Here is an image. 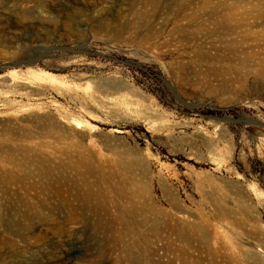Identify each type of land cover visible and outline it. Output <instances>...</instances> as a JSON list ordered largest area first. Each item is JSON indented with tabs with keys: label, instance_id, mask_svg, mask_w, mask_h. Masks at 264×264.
<instances>
[{
	"label": "rangeland",
	"instance_id": "374dc122",
	"mask_svg": "<svg viewBox=\"0 0 264 264\" xmlns=\"http://www.w3.org/2000/svg\"><path fill=\"white\" fill-rule=\"evenodd\" d=\"M29 1L0 0V264H63L70 240L66 264L98 259L90 213L15 235L3 211L26 187L60 204L50 184L67 181L80 201H114L99 178L42 163L79 157L149 187L163 264H264V0ZM195 226L218 234L208 248Z\"/></svg>",
	"mask_w": 264,
	"mask_h": 264
},
{
	"label": "bare ground",
	"instance_id": "6f19581e",
	"mask_svg": "<svg viewBox=\"0 0 264 264\" xmlns=\"http://www.w3.org/2000/svg\"><path fill=\"white\" fill-rule=\"evenodd\" d=\"M36 5L41 8V9L38 8L40 12H44V8L42 7L43 5L41 3H38ZM73 14L76 13L74 12ZM73 14L71 15V17H69V15L67 16L69 18L67 19L68 21L77 20V18L73 16ZM36 22H34V24L36 25L46 24V23L48 25H52L55 23V21L50 19H40L37 23ZM28 24L31 25V22H29ZM219 25L221 27H225L227 26V23L222 22ZM105 86L110 87L112 86V84L108 83L105 84ZM109 161L110 160H108L105 157L97 158V159L79 157V158H67V160H63L61 162L54 161L50 164L49 163L46 164L45 162H42L45 164L43 166L46 167L47 176H49V172L54 173L56 171H61V170L68 172L69 170H71L76 172L77 175H82L83 173H85L83 175H87V177L89 175L94 178L95 177L99 178L101 184L104 185L105 187V191H103V194L109 198L111 196L114 197V201L112 200L111 203L102 202L100 200V198L102 197L99 196L98 198H94V197L92 198V196L89 194L83 197L80 201L81 191L78 190V192L75 193L76 191L74 192L73 189L74 185H71L70 182L68 181L62 184L63 186H61L60 184L58 186L55 183L50 184V190L53 191L52 196L55 195L53 199L55 198L58 199L59 197L60 198L63 197L61 199L62 202L60 204H55L51 202L50 203L38 202V197L40 196L38 191L36 190L32 192V189H27V187L24 190V192H22L23 189H21L22 191H19L20 190L19 189L18 192L15 193L10 192V190H6L7 191L6 193L9 196V198L6 206H4L3 211H7L6 214L10 215L9 218L14 219L11 221L14 222L11 225L13 226L11 232L16 235L23 228L26 231L28 230V232H30V231H34L35 228L38 226L40 227L42 225H46L51 222H56L55 233L59 234L62 233L67 226L76 223L77 218L80 217L86 218V216L88 215L87 213H90L89 215L90 217H92L94 222L93 225H94L95 233H97V235L98 234L101 235L100 237L101 240L98 247V259L95 262H93V264H149L150 260H152L150 264H163L162 262L163 256L160 249V243L163 242L162 239L164 236L163 234L164 225L162 224L163 222H161V219L163 217L162 211L151 200L149 187L148 188L141 187L137 181L133 180V178L128 176L129 170H127L126 168H119L118 165L121 164H115L113 161L111 162ZM53 177L56 178V176ZM11 180H12V176L10 177V174L3 176V174L0 173L1 186L2 184H6ZM75 190H77V188H75ZM63 192L67 193L68 195L67 196L66 194L64 195ZM60 198L58 199V201L60 200ZM67 210H68V215L64 219H62L63 222L62 223H59V221L57 222L58 215L62 211H67ZM205 225L204 227L206 228ZM209 225L210 224H208L207 226ZM215 226H213V228H215ZM195 227L197 228V226ZM200 227H198L196 230L194 229V231H191V233L193 232H196V234L198 233V237L202 245H205V248H208L210 243L214 241L213 234L215 235L217 233H215L216 231H214L213 234L212 233L210 234L205 229ZM217 227L219 228V226ZM193 228L194 227H192V229ZM184 232H186V236H187L188 231H184ZM183 234L181 233L182 236ZM194 235L195 233L192 236ZM149 237H152V239H149ZM185 241H187V239H185ZM74 242H75L74 240H70L69 244L63 245L60 255L58 254L59 255L58 260L60 261V263L66 264V262H68L71 258H73L72 245H74ZM230 251H232V248ZM236 252L237 249L235 253ZM230 253L228 255H230ZM232 253L234 254L233 251ZM249 256L251 257V255ZM154 257H158V258L152 259ZM234 258H236L235 255ZM216 261L218 260L216 259ZM185 262L188 261L186 260Z\"/></svg>",
	"mask_w": 264,
	"mask_h": 264
},
{
	"label": "water",
	"instance_id": "95a60500",
	"mask_svg": "<svg viewBox=\"0 0 264 264\" xmlns=\"http://www.w3.org/2000/svg\"><path fill=\"white\" fill-rule=\"evenodd\" d=\"M25 65H30V64H25Z\"/></svg>",
	"mask_w": 264,
	"mask_h": 264
}]
</instances>
